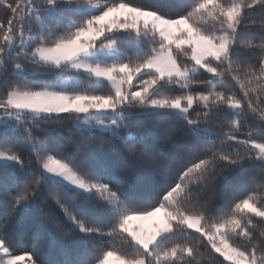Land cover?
<instances>
[{"label":"snow or ice","instance_id":"snow-or-ice-1","mask_svg":"<svg viewBox=\"0 0 264 264\" xmlns=\"http://www.w3.org/2000/svg\"><path fill=\"white\" fill-rule=\"evenodd\" d=\"M0 264H264V0H0Z\"/></svg>","mask_w":264,"mask_h":264},{"label":"trees","instance_id":"trees-1","mask_svg":"<svg viewBox=\"0 0 264 264\" xmlns=\"http://www.w3.org/2000/svg\"><path fill=\"white\" fill-rule=\"evenodd\" d=\"M164 3H174L175 0H163ZM106 91V89H105ZM63 129L65 130V135H67V129H69L71 126L68 123V121H63ZM75 131V130H73ZM77 136L85 135L84 133L76 132ZM45 138H51L48 133H44ZM113 141L110 136L102 133H95L89 140L88 146H95L98 149L101 150H109L112 145ZM83 150V149H81ZM56 236L59 240L64 241L67 245H72V237L70 234L64 232L62 230V226H57L54 229ZM10 234L13 239L17 241V254L22 253L23 251L29 250L28 247V224L25 222H21L19 224H16L10 229Z\"/></svg>","mask_w":264,"mask_h":264}]
</instances>
